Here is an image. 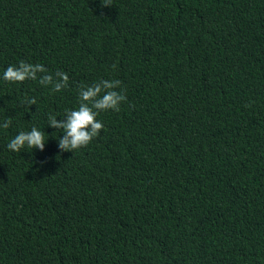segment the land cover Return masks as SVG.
Instances as JSON below:
<instances>
[{
  "label": "trees",
  "instance_id": "trees-1",
  "mask_svg": "<svg viewBox=\"0 0 264 264\" xmlns=\"http://www.w3.org/2000/svg\"><path fill=\"white\" fill-rule=\"evenodd\" d=\"M111 3L0 0V264H264V0ZM21 60L68 87L4 81ZM100 79L126 102L61 152L48 114Z\"/></svg>",
  "mask_w": 264,
  "mask_h": 264
},
{
  "label": "clouds",
  "instance_id": "clouds-1",
  "mask_svg": "<svg viewBox=\"0 0 264 264\" xmlns=\"http://www.w3.org/2000/svg\"><path fill=\"white\" fill-rule=\"evenodd\" d=\"M101 7L112 6L111 0H100ZM103 15V13H101ZM113 69L116 65H111ZM40 74V75H38ZM2 79L9 83H23L26 80L37 81L42 86H50L52 92H60L68 87L69 76L64 71L57 70L54 74L42 64L29 63L24 60L17 65H9L2 73ZM119 79H100L90 85L78 86V104L75 108L66 109L63 118L49 113L48 126L61 130L58 149L73 152L87 147L104 128L102 121L97 117L106 111L119 112L121 104L126 102V90ZM21 103L26 107L37 103L35 97H24ZM250 105H245L248 107ZM11 119H6L0 127H10ZM45 131L32 126L28 131H19L6 147L12 152H20L23 148L44 150ZM41 163H44L43 161Z\"/></svg>",
  "mask_w": 264,
  "mask_h": 264
}]
</instances>
